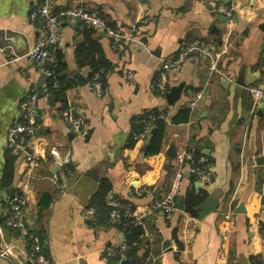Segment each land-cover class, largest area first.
Segmentation results:
<instances>
[{
	"label": "crops",
	"instance_id": "0c3cea01",
	"mask_svg": "<svg viewBox=\"0 0 264 264\" xmlns=\"http://www.w3.org/2000/svg\"><path fill=\"white\" fill-rule=\"evenodd\" d=\"M39 2L0 0V244L30 245L8 224V200L20 188L29 200V230L40 236L48 257L60 264H112L100 251L121 243L119 221L94 222L85 213L100 183L108 180V197L131 202L144 226L138 255L128 258L133 264H264V102L246 89L264 86V0H51L54 11L86 5L134 37L120 52L103 32L62 20L64 36L57 49L73 81L66 106L49 101L43 93L48 77L27 64L38 35L30 15ZM221 6L231 8L233 16L219 12ZM193 40L216 43L219 66L234 82L211 77L205 56L193 51L180 72L167 73L169 90L183 84L179 100L170 105L166 96L151 91L150 83L163 59ZM101 52L114 68L98 96L90 73ZM33 89L40 94L37 161L29 164L18 157L7 181L8 131ZM200 91L203 98L192 108ZM65 107L84 115V132L73 131L62 115ZM155 108L166 110L167 126L161 151L149 154L150 136L131 141L133 121ZM187 109L189 118L183 120ZM53 149L70 150L71 162L57 166ZM185 149L197 150L215 175L204 185L185 172L176 191L175 203L192 190L219 194L220 211L202 219L185 209L168 217L156 207L173 189L178 165L172 153L178 156ZM241 204L245 212L237 213ZM229 213L234 220L223 263L218 250ZM0 264L10 263L0 257Z\"/></svg>",
	"mask_w": 264,
	"mask_h": 264
},
{
	"label": "built area",
	"instance_id": "2783aa9c",
	"mask_svg": "<svg viewBox=\"0 0 264 264\" xmlns=\"http://www.w3.org/2000/svg\"><path fill=\"white\" fill-rule=\"evenodd\" d=\"M219 12L228 17L233 16L232 9L226 6H221ZM30 16L38 27V35L33 47L26 54L27 64L30 67H35L48 78L53 75L50 65L57 59V48L64 36L62 27L63 19H67L73 25L80 22L86 26L92 27L96 31L103 32L112 40L114 48L120 52L125 51L126 44L134 39L132 34L125 32L121 28L113 27L106 19L86 5L54 11L52 9L51 0H40ZM132 30L135 32L136 27H133ZM193 51H199L205 56L211 77L220 76L230 82H234V78L223 71L219 66L221 51L216 46V43L213 41L193 40L182 45L176 55L163 59L161 72L159 75L155 76L150 83L151 91L166 96L170 88L167 73L180 72L185 61ZM127 76L133 81L134 72L129 71ZM91 89L98 96L103 95L104 86L99 74L93 77ZM246 89L256 101L262 100L264 102V86L249 85L246 86ZM39 98V91L33 89L22 100L20 105V118L13 123L8 131L7 149L17 158L21 156L24 157L29 164L36 163L38 157L40 137H38L37 131L41 124ZM201 98H203V91L195 94L194 99L190 102V106L192 108L195 107ZM62 115L73 131L81 133L88 128L84 115L74 112L71 107H65L62 110ZM153 121L154 117L151 115L141 119L143 127L139 132L134 133V139H147L152 132ZM50 155L54 163L59 167H65L71 162L70 150L62 152L61 150L53 149L50 151ZM176 162L178 170L173 189L163 200L156 204V207L164 209L168 217H171L172 213L176 210L175 195L180 187V182L185 172L193 175L197 181L204 185L213 183L215 178L214 173L211 172L208 167H205V160L203 157L198 156L191 149H185L178 155ZM141 192L147 194L151 193V191L146 188H142ZM28 202L27 194L22 189L19 188L13 192L8 200L10 209L8 224L18 232L20 239L27 238L30 245L22 247L14 242L8 244L1 243L0 257L7 259L10 264H60L58 261L48 257L45 253L40 236L30 232L26 218ZM109 203L114 207V210L110 214V221L120 219L121 211H123L125 216L134 218L136 224H142L141 218L134 215L131 202L111 199ZM85 213L91 220H96L94 207L87 208ZM233 220V214H227L225 217L226 225L222 229L224 242L218 250V258L223 263L227 260L225 241L229 237ZM123 233L125 232L123 231ZM129 249L130 245L126 242L124 237L119 245H110L102 249L100 251V256L105 261L116 260L120 263L128 259L127 252Z\"/></svg>",
	"mask_w": 264,
	"mask_h": 264
},
{
	"label": "trees",
	"instance_id": "16d2710c",
	"mask_svg": "<svg viewBox=\"0 0 264 264\" xmlns=\"http://www.w3.org/2000/svg\"><path fill=\"white\" fill-rule=\"evenodd\" d=\"M66 62L63 59L62 54L57 51V59L54 63L50 65V69L53 72L52 77H49L46 81V85L43 88V93L49 98V101L54 104L56 102H61L63 106H66V91L72 86L73 81L67 78L66 72ZM114 68V65L106 58V56L101 52L100 58L97 62L93 63V70L90 73V79L96 74H99L103 82L104 88L107 84V76ZM184 112L183 120H188L190 115V109ZM151 115L154 117L153 129L150 134L148 143V153L157 154L161 151L163 145V139L165 135V130L167 126V112L165 109L155 108L153 110L147 111L136 117L133 121L132 130V143L137 140L134 139V133L139 132L143 123L141 119ZM178 119V118H177ZM176 120V119H175ZM194 151V150H193ZM198 156H201L197 150L194 151ZM17 157L12 155L9 151L7 158V163L4 172V179L11 181L14 176L15 161ZM208 163L205 162V167ZM192 178L195 177L192 175ZM111 189V184L108 180H103L95 193L91 204L89 207H94L96 220L94 222H111L110 214L114 210V207L110 205L109 201L115 198H109L108 194ZM208 191L206 189H200L196 193L195 190L188 191L185 199V211L197 215L196 208L207 198ZM120 223V228L125 232V240L130 245V249L127 252L128 258H134L138 255L139 249L143 243L145 231L143 224H136L134 218H130L124 215L121 211V217L118 219Z\"/></svg>",
	"mask_w": 264,
	"mask_h": 264
},
{
	"label": "water",
	"instance_id": "95a60500",
	"mask_svg": "<svg viewBox=\"0 0 264 264\" xmlns=\"http://www.w3.org/2000/svg\"><path fill=\"white\" fill-rule=\"evenodd\" d=\"M99 14V13H98ZM100 16H102L101 14H99ZM46 78V75H43V79ZM79 79H82V77L80 76ZM239 83L244 84L245 85V81H244V77L242 75H240L239 77ZM183 91V84L177 85V86H173L171 87V89L167 92L166 94V99L167 102L170 105L175 104V102L177 100H179L181 94ZM91 132V131H89ZM89 136V134H87V137ZM170 153L172 151H169ZM174 157L177 158L176 153H172ZM92 175V174H89ZM188 176H191L190 173H187ZM93 176V175H92ZM12 190H14V188H12ZM157 193H159V189H157L155 195H157ZM220 196L218 193H213L210 194L197 208H196V212L197 215L200 219L204 218L205 216H207L210 213H215V212H219L220 211ZM175 207L178 210H184L185 209V197L184 196H180L179 199L176 201L175 203ZM237 213H242L245 212V208H244V204H241L237 210ZM124 239V234H122V241ZM121 241V242H122ZM169 241L164 243V247L169 246ZM112 264H133V262L130 259H125L122 262H117L116 260H111Z\"/></svg>",
	"mask_w": 264,
	"mask_h": 264
}]
</instances>
